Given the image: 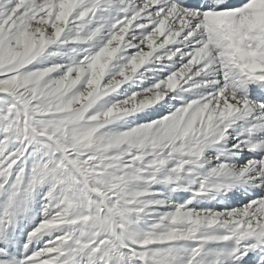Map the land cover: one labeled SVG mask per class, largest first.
Segmentation results:
<instances>
[{
	"label": "snow or ice",
	"instance_id": "1",
	"mask_svg": "<svg viewBox=\"0 0 264 264\" xmlns=\"http://www.w3.org/2000/svg\"><path fill=\"white\" fill-rule=\"evenodd\" d=\"M0 264H264V0H0Z\"/></svg>",
	"mask_w": 264,
	"mask_h": 264
}]
</instances>
